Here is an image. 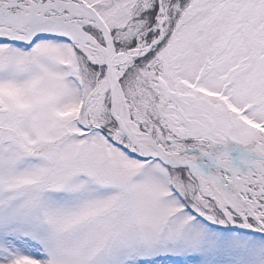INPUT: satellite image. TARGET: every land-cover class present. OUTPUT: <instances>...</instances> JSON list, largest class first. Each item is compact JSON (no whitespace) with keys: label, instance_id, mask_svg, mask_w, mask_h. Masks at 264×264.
Instances as JSON below:
<instances>
[{"label":"snow or ice","instance_id":"1","mask_svg":"<svg viewBox=\"0 0 264 264\" xmlns=\"http://www.w3.org/2000/svg\"><path fill=\"white\" fill-rule=\"evenodd\" d=\"M0 264H264V0H0Z\"/></svg>","mask_w":264,"mask_h":264}]
</instances>
